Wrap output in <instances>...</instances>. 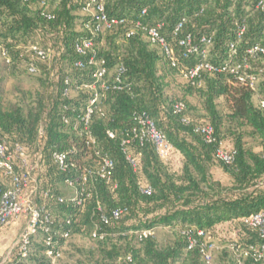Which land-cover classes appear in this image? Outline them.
Instances as JSON below:
<instances>
[{
	"label": "trees",
	"instance_id": "16d2710c",
	"mask_svg": "<svg viewBox=\"0 0 264 264\" xmlns=\"http://www.w3.org/2000/svg\"><path fill=\"white\" fill-rule=\"evenodd\" d=\"M260 1L264 4V0H105L107 16L121 17L124 22L92 35L83 25L86 16L81 28L76 29L75 13L81 10L82 0H56L53 7L48 0L51 19L41 15L38 0H0V53L6 69L23 64L27 70L33 62L36 71L27 73L50 79L51 69L57 66L52 80H42L44 92L24 105L4 102L0 77V141L9 149L18 143L32 157L41 154L33 172L37 186L34 200L44 205L51 218V232L56 233L53 241L59 251L72 233H82L101 244L100 257L89 264H203L204 239L196 234L203 230L207 239L225 243L234 264L231 245L238 252H248L243 264H264V255L256 259L252 252L263 240L256 229L243 223L250 214L264 213V106L259 101L253 103L256 94L264 100V56L251 58L246 53L253 44L264 46V6L258 5ZM181 20L179 35H190L192 45L201 48L202 37L210 40L206 59L216 71H204L198 80L187 82L189 93L195 92L200 98L206 115L203 118L189 115L183 98L176 100L165 94L169 72L183 77L182 70L201 59L196 52L182 56L183 48L173 36ZM137 22L146 28L161 24L159 33L170 46L175 66L158 46L146 40L143 30L127 35ZM85 38H92L96 57L104 60L110 71L123 63L126 71L122 79L128 84L120 90L102 92L89 123L94 144L86 143L79 122L91 95L84 86L92 82L94 71V66L86 64L87 55L75 49V44ZM27 43L24 49L21 45ZM31 44L47 51L44 60L28 49ZM78 60L85 63L84 67L75 65ZM49 61L54 62L52 67L46 66ZM225 65L237 71L221 70ZM249 73L260 78L255 90L239 81ZM67 86L80 87L74 95L65 97ZM219 97L226 103V116L217 108ZM177 102L184 104L183 111L175 112ZM142 113L174 146L175 152L169 157L160 158L150 141L140 144L133 138V130L139 128L137 117ZM65 117L70 119L67 124ZM224 117L236 127H226ZM197 124L213 126L215 141L205 143L194 131ZM243 126L251 129L256 144L243 140L244 134L239 131ZM108 131L113 132L112 138ZM124 140L128 142L123 144ZM220 143L235 150L232 162L216 159ZM52 151L64 152L75 167L61 171L51 158ZM104 154L114 162L110 181L93 175L83 184L76 183L80 191L84 190L79 192L82 204L76 205L71 201L73 188L71 196H64L56 184L78 177L82 168L96 170L99 155ZM174 155L179 157V165L173 163ZM127 156L133 158L135 167ZM214 168L224 177H217ZM146 187L149 193L142 192ZM119 209L123 211L115 219L112 212ZM102 215L107 223L101 220ZM156 227L172 231L169 244L158 246ZM146 229L153 234L141 239L134 234ZM63 231H68V238L59 236ZM189 235L196 240L191 248ZM44 236L38 230L31 238L27 256L17 251L8 264H48ZM37 255L43 260L37 262Z\"/></svg>",
	"mask_w": 264,
	"mask_h": 264
},
{
	"label": "built area",
	"instance_id": "2783aa9c",
	"mask_svg": "<svg viewBox=\"0 0 264 264\" xmlns=\"http://www.w3.org/2000/svg\"><path fill=\"white\" fill-rule=\"evenodd\" d=\"M83 6L81 12L87 19L84 22V26L90 29L92 35L96 33L103 32L112 28L113 26H118L124 22L121 17H108L105 11V0H82ZM260 1L258 5H261ZM38 5L41 8V15L47 19L53 18V14L48 9V0H38ZM264 6V4H262ZM142 14L145 10H142ZM91 24V25H90ZM90 26H93L90 28ZM183 26V20L176 23L173 31V36L178 38V45L183 48L182 56L188 57L191 53L196 52L201 59L195 63L192 67L187 70H182L183 77L187 82H194L200 78L202 72H214L216 68L213 64L209 63L206 59L208 53V45L210 40L202 37L201 42L204 46L197 48L192 45V39L190 35L185 34L183 36L179 35L180 30ZM161 24L151 27H143L139 22L135 24L134 27L129 29L127 35H132L138 30L144 31V36L146 40L153 46H158L163 52V54L169 59L172 66H175V59L171 53L170 46L165 41L164 37L159 33ZM28 49L32 51L37 58L44 60L47 56V51L35 44L29 45ZM75 49L79 54L87 55L86 64L94 66V71L92 74L93 80L84 87L91 91L90 98L84 108L82 116H80L79 122L83 126V132L86 136L87 144H94L95 138L89 130V123L92 114L97 108L98 103L101 101L102 92H108L110 90H120L123 87H127L123 81V75L125 74V66L122 62H119L111 71L105 66L104 60L96 57L95 50L93 48L92 38H85L80 40L75 44ZM246 53L251 58H258L264 56V46L260 44H253L246 49ZM235 54L234 47L231 45V56ZM84 62L78 60L75 62L77 67H84ZM246 68L249 65L245 66ZM27 70L29 73H34L36 71L33 62L28 64ZM221 70H229L235 72L236 67H231L225 65ZM260 74L262 70H259ZM260 78L252 73L246 76H240L239 81L246 86L255 90V84ZM68 82L67 80L65 81ZM80 86L69 87L67 86L63 90V95L65 97H70L71 92L78 90ZM259 105L264 106V100H259ZM185 109L182 102H177L174 104L175 112H181ZM139 128L133 130V138L137 139L140 144L145 141H150L156 154L160 158H167L175 152L174 146L166 138L165 134L157 129L155 123L148 117L147 114L142 113L138 117ZM63 121L67 124L70 119L68 117L63 118ZM182 121L186 124L189 123L187 118H183ZM194 131L199 133L204 142L209 144L215 141V132L213 126L210 124H197L194 127ZM41 132V130H40ZM109 137H113L114 134L108 131ZM128 140H124L122 143H127ZM235 156V150L230 147H225L222 143L215 150V157L217 160L230 163L233 161ZM41 154L38 153L35 157H32L30 153L26 152V149L15 143L12 148H7L4 142L0 141V228L9 225L12 221L17 219L24 220V225L20 233V238L17 244V251L22 257H26L29 253V244L31 238L37 233L38 230H42L45 234L44 244L46 246V256L49 259L48 264H60L59 257L60 251L57 248L55 242L53 241V236L56 233L51 232V218L44 205H38L34 200V193L36 190V179L33 176V172L39 166V159ZM51 158L53 162L61 171H66L70 167H75V163L67 159V155L64 152L52 151ZM128 161L135 167V161L130 156H127ZM99 166L96 170L91 168H82L80 175L73 179H66L65 184L73 188V195L71 196V201L76 205L82 204V199L79 197L81 194L76 187V183H85L93 177V175L98 176L105 182H109L113 168L114 162L107 155H99ZM144 193H149L150 188L146 187L142 190ZM46 194V192H45ZM88 195V194H87ZM60 202L63 201L62 198H58ZM100 209V208H99ZM122 209L114 210L112 216L117 219L122 213ZM101 220L107 223V218L102 215ZM243 223L250 228L256 229L259 236L263 240L261 246L257 249H253V255L256 259L263 258L264 255V213L255 212L250 214L243 219ZM98 230V229H97ZM134 234L138 239L142 237H147L153 234V230H141L134 231ZM196 234L204 239L202 243V263L203 264H215L214 263V253L217 251L218 246L214 241L207 239L206 233L203 230H197ZM59 236L66 239L69 236L68 231H63L59 233ZM92 236H96V230L92 233ZM103 233L99 234L101 238ZM196 244V240L193 236H188V248H191ZM232 250L233 256L236 260V264H243V256L247 255V251L238 252L232 245L229 246ZM129 258V257H128ZM115 264H121L117 262Z\"/></svg>",
	"mask_w": 264,
	"mask_h": 264
},
{
	"label": "rangeland",
	"instance_id": "374dc122",
	"mask_svg": "<svg viewBox=\"0 0 264 264\" xmlns=\"http://www.w3.org/2000/svg\"><path fill=\"white\" fill-rule=\"evenodd\" d=\"M56 0H50V4L53 7ZM75 15L78 17V23L76 29L81 28V20L84 17L81 10L76 11ZM27 44H22L21 46L24 49H27ZM159 53V50L155 47H151ZM54 62L49 61V67H52ZM44 65V64H43ZM56 69L57 66L55 65ZM55 70L50 71V79H47L46 76L37 74H29L25 69V66L22 64L16 68L6 69L4 63V58L0 53V77L1 81V96L6 103H19L26 104L29 101H34L36 99L37 93H43L46 86L42 85V80L47 79L52 80ZM168 86L165 90V94L176 100H182V98L187 102L188 113L191 116L197 118L205 117V112L202 107L200 98L195 92L189 93L187 81L180 74L172 71L167 75ZM54 80V79H53ZM49 86V85H48ZM76 92L72 91L71 96ZM261 97L259 95L253 96V103L258 104ZM217 108L226 116L228 114V109L226 103L222 97H219L217 100ZM226 127L231 126L233 129L236 127V123L229 122L226 117H224ZM240 132H243V140L248 144H256L257 138L251 133V129L248 126H243L239 129ZM57 188L61 191L64 196H71L72 188L65 185L64 183L56 184ZM17 222L20 224L18 231H13L10 228V225L0 228V264H8L13 260L17 253V244L20 238V231L24 225V220L17 219ZM155 240L158 246H165L172 241L173 235L172 231L166 227H156L154 230ZM211 238V237H210ZM213 239V238H211ZM218 249L214 253V263L215 264H234L231 253L226 248L224 242L220 240L213 239ZM106 244V248H108ZM122 246V245H121ZM101 244L96 240H93L89 237V234L82 233H72L71 236L65 241V243L60 248V264H89L94 260L100 257ZM43 260L42 255H37L36 260L39 262ZM37 264V263H33Z\"/></svg>",
	"mask_w": 264,
	"mask_h": 264
},
{
	"label": "crops",
	"instance_id": "0c3cea01",
	"mask_svg": "<svg viewBox=\"0 0 264 264\" xmlns=\"http://www.w3.org/2000/svg\"><path fill=\"white\" fill-rule=\"evenodd\" d=\"M179 157L177 156V155H174V158H173V163L175 164V165H179ZM214 173H215V175L217 176V177H224V175L218 170V169H216V168H214ZM11 225H10V228L13 230V231H18V229H19V227H20V224L17 222V220H14V221H12L11 223H10ZM22 228H23V226H22ZM22 228H21V231H22ZM21 231H20V233H21ZM20 235V234H19Z\"/></svg>",
	"mask_w": 264,
	"mask_h": 264
}]
</instances>
